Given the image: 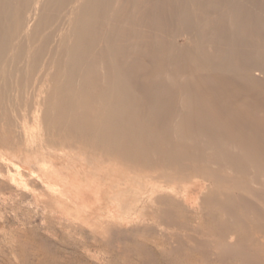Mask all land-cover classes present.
Returning <instances> with one entry per match:
<instances>
[{"label":"bare ground","instance_id":"obj_1","mask_svg":"<svg viewBox=\"0 0 264 264\" xmlns=\"http://www.w3.org/2000/svg\"><path fill=\"white\" fill-rule=\"evenodd\" d=\"M155 1L74 0L60 24L68 27L57 31L64 41L66 31L72 30L69 44L65 42L72 54L65 59L71 58L68 65L73 76L68 74L71 78L62 80L59 70L58 78L64 82L49 87L40 83V87V74L47 68L42 65L44 69H40L35 55L29 62L30 79L19 78L13 84L14 77L12 82L0 77V198L17 197L24 202L29 197L42 223L59 225L62 232L81 241L86 254L96 261L117 255L125 264H138L131 258L133 253L140 264H264V91L248 96L239 87L241 95L231 96L216 91L220 82L215 78L204 79L210 84L199 82L204 69L231 73L240 68L234 40L223 36L220 25L212 24L226 5L218 3L210 9L206 1L188 0L191 10L188 7L176 17L183 25L167 36L163 30L166 20L155 10L158 3L165 6L166 2ZM2 2L0 21L8 18L9 23L0 27V54L12 46L10 38L21 41L36 27L46 25L41 21L39 26L38 16L47 6L44 0H32L29 10L26 4L10 10L11 0ZM172 5L173 1L168 6ZM164 6L160 4L161 11L168 10ZM233 13L229 28H242L241 17ZM160 27L161 31L152 34V28ZM7 33L11 36L6 41L2 38ZM30 40L28 51L34 55L37 46L32 47L33 38ZM156 43L161 45V54L168 51L165 60V54L161 57L164 65L160 63L156 75L161 79H149L145 84L139 83L142 79L122 77L121 58L132 50L135 54L144 50L151 56L156 53ZM259 43V57L247 73L264 84V40ZM49 59L45 62L51 63ZM59 64L54 60L51 70ZM100 69L105 72L99 77ZM22 70L15 69L17 74ZM83 70L86 75L81 77ZM52 71L45 72L46 76ZM78 78L81 81L75 86ZM14 87L24 90L21 95L26 93L24 88H32L33 93L11 95ZM51 88L56 94H50ZM22 236L13 237L22 243Z\"/></svg>","mask_w":264,"mask_h":264},{"label":"rangeland","instance_id":"obj_2","mask_svg":"<svg viewBox=\"0 0 264 264\" xmlns=\"http://www.w3.org/2000/svg\"><path fill=\"white\" fill-rule=\"evenodd\" d=\"M5 1V0H4ZM12 1L13 0H11V4L10 5H12V6H10V10H13V9H19V7H21V6H24L25 4H26V6H27V8H25V9H30L31 8V6H32V4L33 3H31L32 2V0H30V2H29V0L26 2L25 0H15V1H17V4L20 2V1H22V2H20L19 3V6L16 4V2L15 1H13V3H12ZM25 1V2H24ZM56 3H55V2ZM68 1V2H67ZM72 1H74V0H60V1H58V0H44V5L46 6L42 11H41V13H40V15L38 16V21H40V24H39V26H41L42 24H43V22H41V21H45L46 22V25H45V23L41 26V27H44V29L43 28H41V27H39V29H38V27H36V29L38 30V32H37V30H33L32 31V33H31V35L28 37V38H23V39H21V41L22 40H24V41H22V44L20 43L21 41H20V39H18V40H14V39H11L10 38V34L9 33H7V35L8 36H6V37H1L2 39H5L6 41L10 38V40L9 41H11V45L12 46H10V44L8 45L9 47H8V50H7V46H6V49L4 48L3 49V51L1 52V54H0V56H2L3 58L1 59V57H0V61H5V60H8V61H5V63L6 62H12V65L11 64H3V62H1L0 63V65H2V66H0L1 68H0V71L2 72H4V71H6V72H4V74L3 73H1L0 75V77H6L7 78V80L9 81V82H12V81H10L13 77L15 78V75H18L16 78H17V80L15 79L14 80V78H13V84L16 82V81H18V79L20 78V79H22V80H25V79H30L31 78V73H29L30 72V70L31 69H29L30 68V63H31V61H32V58H34V56L35 55H38L37 56V61H39L38 62V64H40V69H44L43 68V66L45 67V68H47L46 70H44V72L42 71V73L40 74V78L44 81V82H42V80H41V82L39 81V86H40V83H44V84H41V85H43L44 87H49V85H52L53 86V84L54 85H56V84H59V82H61L62 80H64L65 78V81L66 80H68V79H70L71 77V74L73 73L72 72V70H71V68L69 67V62H71V58L69 59L68 58V60L67 59H65V57H71V54H72V51H71V49L69 48V47H67V48H65V46H68V45H66V43L67 44H69V42H70V40H71V38H72V30H70V31H66V33L67 32H69V33H67L66 35H65V37L67 36V39L66 38H64V41H60L61 39H59L60 37H57V36H60L59 35V33L57 32V31H59V29L61 28V26L62 27H68L66 24V26L64 25H60V24H62V22L64 21L65 22V19H63V17H65L64 15H66L70 10V6L72 5ZM155 1V0H154ZM157 1L158 2H162V0H156L155 1V4H157ZM164 2H166L165 3V6L164 5H162V3H160L161 4V6H164V7H162V8H165V9H168L167 11L166 10H164V9H162V11H161V7H159L160 6V4L158 3V8H157V6H154L155 8H157V9H155V10H158V13H157V15L158 16H161V18L163 17V18H165V22H164V24H166V27H165V25H162V28L163 27H165V28H163V30H164V32H165V34L168 36V35H171V31H173L174 29L176 30V28L177 29H179L182 25H183V23L182 22H179L178 21V15H180V13L182 12V11H185L188 7H189V10H191L190 8V5L188 4V3H186V2H188V0H172L173 1V3H174V5H172L174 8H172V6H170L171 7V9H173L172 11L171 10H169L170 9V7L168 6V5H170V3L172 4V1L171 2H167V0H163ZM205 1H206V4H208V5H210V9H212V8H215L216 7V4H218L219 3V5H223V7H224V5H226V7L224 8V9H222L221 10V13H220V15L218 14V16H217V18L215 19V20H213V22L214 23H212L213 25L215 24V26L216 25H220L221 27L220 28H222V30H223V32H222V34H223V36L227 39L228 38V40L229 39H233L234 40V42H235V49L238 51V53H239V55H238V63H239V66H240V68H242V69H234V70H232V72L230 73V71H226V73L224 72V71H222V72H218V69L217 70H214V71H212V70H210V69H208L207 71H206V69H204L203 70V73H201L202 75V77H200L199 79H201L199 82H205V83H209V82H206L207 80H204V79H210V81H213V80H215V79H217V80H215V82L217 81V82H220L219 83V85H220V87H216L215 89H216V91L217 92H220L221 94L223 93V94H226L227 93V95H231V96H238V95H241V93H243V95H246V93H247V95L248 96H253L255 93H257V92H259V91H264V84H262V83H259V82H255V81H253V79L251 78V77H249V75H248V70H249V67L251 66V64H252V62H255L256 61V59L259 57L258 55H256V51H257V46H259V40H264V0H203V2L205 3ZM238 1V2H237ZM0 4H3L4 2H2V0H0ZM47 2V3H46ZM62 2V3H61ZM66 2V3H65ZM178 2H180V4L178 3ZM182 2V3H181ZM184 2H185V4H186V7H185V4H184ZM232 2V3H231ZM178 3V4H177ZM15 4V5H14ZM54 4V5H53ZM59 4V5H58ZM212 4V5H211ZM21 5V6H20ZM69 5V6H68ZM154 5V4H153ZM167 5V6H166ZM187 5H189V6H187ZM232 5V6H231ZM247 5V6H246ZM1 7L0 8H2V5H0ZM18 6V7H17ZM42 6V5H41ZM51 6V7H50ZM214 6V7H213ZM244 6V7H243ZM16 7V8H15ZM167 7V8H166ZM257 7V8H256ZM55 8V9H54ZM179 8V9H178ZM183 8V9H182ZM227 8V9H226ZM248 8V9H247ZM49 9V10H48ZM51 9V10H50ZM69 10V11H68ZM164 10V11H163ZM180 10V11H179ZM224 10V11H223ZM60 11V12H59ZM64 11V12H63ZM166 11V12H165ZM230 11V12H229ZM234 12L233 14L236 16V17H241L240 19L242 20V23H243V27L241 28L240 26L239 27H237V28H234V29H236V30H234V29H230L229 28V16H230V13L231 12ZM1 12V11H0ZM51 12V13H50ZM67 12V13H66ZM179 12V13H178ZM224 12V13H223ZM226 12V13H225ZM229 12V13H228ZM249 12V13H248ZM257 12H258V14H257ZM12 13V12H11ZM176 15H175V14ZM24 15L26 14V12H24L23 13ZM44 14V15H43ZM59 14V15H58ZM172 14H173V16H172ZM242 14V15H241ZM254 14H256V15H254ZM48 15V16H47ZM54 15L56 16V17H54ZM68 15V14H67ZM66 15V16H67ZM57 16H59V17H57ZM177 17V18H176ZM220 17H222V18H220ZM47 19V20H46ZM177 19V20H176ZM218 19V20H217ZM8 20V21H7ZM49 20V21H48ZM60 20H61V22H60ZM222 20V21H221ZM244 20V21H243ZM256 20H257V22H256ZM4 22H2V21H0V24L1 23H3L4 25H0V27H3V26H5L6 24H8L9 23V19L7 18L6 20H3ZM50 23H48V22ZM51 21V22H50ZM173 21V22H172ZM64 22H63V24H64ZM47 24L49 25V27H47ZM52 24V25H51ZM53 24H54V26H53ZM60 25V26H59ZM168 26V27H167ZM53 27V28H52ZM46 28V29H45ZM48 28H52L51 29V31H50V33L52 32L53 33V31H54V28H55V30L56 31H54V32H56V34L55 33H51L53 36H54V38H52L53 36H51V34L49 33V29ZM1 29V28H0ZM41 29V30H40ZM67 29V28H66ZM44 30H47V32L46 31H44ZM153 30H158V31H161L162 29H161V27H160V29H155V28H152V31ZM242 30H244V31H242ZM35 31V32H34ZM151 31V30H150ZM156 31H153L152 32V34L153 33H155ZM157 31V32H158ZM40 32V33H39ZM42 32V33H41ZM44 32V33H43ZM167 32H169L168 34H167ZM6 33V32H5ZM5 33H3L4 35H6ZM36 33V34H35ZM39 35H38V34ZM105 34H107L106 36H108V34L109 33H107V32H104ZM231 33H233V34H231ZM42 35V37H40L41 35ZM46 34L51 38H48V36H46ZM50 34V35H49ZM68 34H69V38H68ZM3 35V36H4ZM33 35V36H32ZM45 35V36H44ZM56 35V36H55ZM165 35V36H166ZM253 35V36H252ZM32 36V38H33V43H32V47H36V53L34 52L35 50L34 49H32V53L34 52L35 54L33 55V54H31V49H30V39H32V38H30ZM38 36H39V38H38ZM228 36H230V37H228ZM8 37V38H7ZM46 37H47V39H46ZM170 37V36H169ZM194 37V35L192 36V38ZM36 38L38 39V40H36ZM55 38H56V42H51V41H54L55 40ZM153 38V37H152ZM168 37H166V40L168 41V39H167ZM198 38V37H197ZM41 39V40H40ZM43 39V40H42ZM47 41H46V40ZM50 39V40H49ZM59 39V40H58ZM14 40V41H13ZM30 40V41H29ZM40 40V41H39ZM8 41V42H9ZM18 41V42H17ZM36 43H35V42ZM62 42V43H60V42ZM166 41V42H167ZM192 41V40H191ZM194 41H195V37L193 38V43H194ZM236 41H237V43H236ZM13 42H14V45H13ZM27 42V43H26ZM44 43V47H43V43ZM58 42V43H57ZM66 42V43H65ZM181 42H184V41H181ZM239 42V43H238ZM48 43V44H47ZM52 45H51V44ZM57 43V44H56ZM16 44V45H15ZM17 44L19 45V46H17ZM28 45V47L26 46V45ZM42 44V45H41ZM47 46H46V45ZM59 44H62V45H59ZM157 44V43H156ZM24 45V47H22V46ZM34 45V46H33ZM36 45V46H35ZM38 45H39V47L41 46V47H43V48H41L40 47V49H39V47H38ZM52 47H54V48H52ZM56 45H58V46H56ZM177 44H175L173 47L175 48V47H178L179 48V44L176 46ZM239 47H238V46ZM50 46V47H49ZM167 46V45H166ZM191 45H187V48H189ZM193 46H195V44H193ZM192 46V47H193ZM18 47V48H17ZM56 47L58 48V49H56ZM60 47H62V48H64L63 50H62V48H61V51H60ZM156 47V45L154 46V48ZM161 47V45L159 44H157V47L154 49L155 51H156V53L154 52V50H153V54L152 55H154L153 57H152V55L150 56L148 53H145V51L143 50H141L144 54L142 55V52L139 50H137L136 51V54H135V51L134 50H132V51H129L126 55L127 56H125V57H123V58H121V61L122 62H120L121 63V65H123L122 66V73H121V75H122V77H126V78H128V79H131V80H134V81H140L141 79V81L139 82V83H145L146 84V82L149 80V79H161L160 78V76H158V77H156V75L158 74V72L159 71H161V69L160 68H162L161 67V64H162V66L164 65V62H162V61H164L165 60V57H166V55H168V49L166 50L167 51V53L165 52V53H163V54H165V56L163 55V54H161V49L162 48H160ZM182 47V46H181ZM191 47V48H192ZM243 47V48H242ZM9 48H10V50H9ZM14 48V49H13ZM17 48V50H15ZM22 48V50H23V52H22V50H20ZM30 49V51H28L29 49ZM52 48V49H51ZM186 48V47H185ZM238 48V49H237ZM15 51H13V50ZM19 49V50H18ZM39 49V50H38ZM42 49H43V51H42ZM25 50V51H24ZM49 50H51V51H49ZM57 51V53L58 54H54L55 53V51ZM169 50H170V48H169ZM8 51H10L9 52V54L7 55V53H8ZM13 51V52H12ZM28 51V52H27ZM37 51H38V54H37ZM46 51V52H45ZM60 51V52H59ZM66 52L65 54H64V52ZM4 52H6V54L4 53ZM17 52H19L18 54H19V57H21V58H19V57H17ZM28 54H26V53ZM42 52H44V53H42ZM70 52V53H69ZM2 53H4L3 55H2ZM12 55H11V54ZM16 54V57L14 56L15 54ZM20 53H25V54H20ZM41 55H40V54ZM53 53V54H52ZM60 53H61V55H60ZM64 55H63V54ZM70 55H69V54ZM170 53V52H169ZM176 53L178 54V52L176 51ZM45 54V55H44ZM67 54L69 55V56H67ZM145 54H146V56H145ZM148 54V55H147ZM241 54V55H240ZM13 56L11 59H10V57L11 56ZM26 55V56H25ZM31 55V56H30ZM56 57H55V56ZM57 55H59L58 57H57ZM249 55V56H248ZM6 56V57H5ZM8 56V57H7ZM23 56H24V58L27 60H24V58H23ZM39 56H41L40 58H42V59H40L39 58ZM49 56V57H48ZM64 58H63V57ZM129 56V57H128ZM133 56V57H132ZM162 56H164V57H162ZM30 57V58H29ZM54 57V58H53ZM127 57V58H126ZM161 57L162 58H164V60L163 59H161ZM6 58V59H5ZM17 58H19V59H17ZM23 58V59H22ZM48 58V59H47ZM49 58H51V63L52 62H54V60L57 62H60V64H59V66L58 67H60L59 69H57V68H54V70H56V72H54V70L52 71L51 70V63L50 62H45V59H46V61H50V59ZM57 58H59V60L57 59ZM160 59V60H158V59ZM255 58V59H254ZM261 58L263 59V57L261 56ZM20 59H21V61L22 62H30L29 64L28 63H26V64H24V63H22L21 61H20ZM61 59H64V61L65 62H63V60H61ZM16 60H19V62L17 63V61ZM53 60V61H52ZM128 60V61H127ZM136 60V61H135ZM138 60H139V62H138ZM249 60V61H248ZM13 61H15V62H13ZM61 61H62V63H61ZM68 61V62H67ZM248 61V62H247ZM135 62V63H134ZM138 62V63H137ZM143 62V63H142ZM155 62V63H154ZM42 63V64H41ZM48 63V64H47ZM50 63V64H49ZM67 65H66V64ZM161 63V64H160ZM17 64H21V65H24L25 66V69L24 70H22L23 68L21 67V65H17ZM65 64V67L63 66ZM71 64V63H70ZM126 64L128 65V66H126ZM131 64V65H130ZM139 64V65H138ZM143 64V65H142ZM146 64L148 65L146 68H148V69H146L145 68V66H146ZM6 65H8V66H6ZM15 65V69H17V66H18V68L19 69H21L22 70V72L20 73V74H23L24 73V75H20L19 73L17 74V72L15 71V69L12 67V66H14ZM43 65V66H42ZM62 65V66H61ZM9 66H10V68H9ZM26 66H27V70H26ZM49 66V67H48ZM132 66V67H131ZM141 66V67H140ZM143 66H144V68H143ZM249 66V67H248ZM6 67H8L7 69H6ZM11 67H12V69L14 70L13 72L15 73H12V70H10L11 69ZM64 69H62V68ZM67 67V68H66ZM158 67V68H157ZM129 68V69H128ZM143 68V69H142ZM151 68V69H150ZM155 68V69H154ZM28 69H29V71H28ZM50 69V71H52V73L50 74V75H55V74H57V75H55V77L53 76V78H55V79H57L58 77H61V75L63 76V77H61V79L62 80H60V78H58L57 80L58 81H55V79H53V78H51V76L49 75H47L46 76V73L45 72H48V70ZM68 69H70V70H68ZM125 69V70H124ZM132 69V71H130ZM145 69H146V71H145ZM158 69H160V70H158ZM245 69V70H244ZM11 72V74H9L10 72ZM61 71V72H59L61 75H59L58 74V71ZM65 70H67L66 72H65ZM26 71V72H25ZM28 71V72H27ZM69 71V72H68ZM85 70H83V72L81 71L80 73H82V74H80L81 75V77H83L84 75H86V71L84 72ZM100 72H98V75H99V77L100 76H103L104 75V72L105 71H101V69L99 70ZM127 71V72H126ZM150 71V72H149ZM242 71H243V73H242ZM246 71V72H245ZM8 72V73H7ZM63 72H64V75H63ZM101 72H102V74H101ZM124 72V73H123ZM132 72V73H131ZM207 72H210V73H207ZM212 72H214V73H212ZM218 72V73H217ZM225 73V74H222V73ZM239 72V73H238ZM241 72V73H240ZM5 73H7V74H9L8 76H6L7 74H5ZM26 73V74H25ZM28 73V74H27ZM77 73V72H76ZM205 73V74H204ZM230 73V74H229ZM30 74V78H28V75ZM70 76H69V75ZM127 76H126V75ZM130 74H131V76H130ZM203 74L204 75H207V76H203ZM241 76H240V75ZM242 74H245V75H243L242 76ZM12 75V76H11ZM14 75V76H13ZM78 75V74H77ZM139 75V76H138ZM146 76V78H145V76ZM217 75H219V76H217ZM221 75V76H220ZM11 76V77H10ZM26 76H27V78H26ZM72 76H73V74H72ZM223 76V77H222ZM225 76V77H224ZM227 76V77H226ZM43 77V78H42ZM65 77V78H64ZM70 77V78H69ZM144 77V78H143ZM154 77V78H153ZM209 77V78H208ZM231 77H233V78H231ZM247 77L248 78H250L249 80L247 79ZM102 78V77H101ZM101 78H99V80L101 79ZM215 78V79H214ZM227 78H229V79H227ZM238 78H239V80H238ZM240 78H243V80L242 79H240ZM45 79V80H44ZM223 79V80H222ZM244 79H245V81H244ZM247 79V80H246ZM48 80H50V81H48ZM53 82H52V81ZM103 80V79H102ZM101 80V83L103 84V82L104 81H102ZM226 80H228V81H226ZM15 81V82H14ZM46 81V82H45ZM81 80H80V78H78L75 82L77 83V85L75 84V86H78V84H79V82H80ZM209 81V80H208ZM223 81H224V83H223ZM229 81H230V83H229ZM233 81H236L235 83H233V84H231ZM239 81V82H238ZM243 81V82H242ZM250 81H252V82H250ZM62 82H64V81H62ZM100 82V81H99ZM98 82V83H99ZM244 82H245V84H244ZM100 83V84H101ZM227 83V84H226ZM264 83V82H263ZM49 84V85H48ZM199 84V83H198ZM210 84V83H209ZM226 84V85H225ZM229 84V85H228ZM230 84H231V86H233V87H231L230 86ZM242 86H241V85ZM253 84H255V85H253ZM260 84V85H259ZM200 85V84H199ZM224 85V87H222V86ZM227 85L229 86L228 88H227ZM245 85V86H244ZM253 85V86H252ZM40 87H42V86H40ZM201 87V86H200ZM237 87V88H236ZM244 88L243 89V91L241 92V91H239V93H238V88ZM248 87H250L251 88V90H253V91H249V89H248ZM257 87V88H256ZM222 88V89H221ZM252 88H254V89H252ZM25 89V91H26V93L24 92V94L25 95H27V96H29V95H31V94H29V92H31V93H33V91H32V88H31V90H30V88H24ZM52 89V88H51ZM50 89V90H51ZM215 89H212V90H214L215 91ZM224 89H226V90H224ZM30 90V91H29ZM54 90V88L50 91V94H52V93H55L56 94V92H54L53 91ZM241 90V89H240ZM255 90H258V91H255ZM14 91L16 92V93H14ZM14 91L12 90L10 93H12L11 95H15V94H19L20 96H23V95H21L22 94V92L24 91V90H22V88H21V91L22 92H20L19 91V89L18 90H16V88L14 87ZM28 91V92H27ZM223 91H225V93L223 92ZM229 91V92H228ZM230 91H233V92H230ZM247 91V92H246ZM255 91V92H254ZM18 92V93H17ZM241 92V93H240ZM249 92V93H248ZM232 93V94H231ZM236 93H238L237 95H236ZM254 93V94H253ZM253 94V95H252ZM24 95V97H26ZM16 96V95H15ZM14 97V96H13ZM0 177H2V175L0 176ZM2 197V196H1ZM31 200V201H30ZM2 201H4L3 199H1L0 198V214H2V215H4V216H2V215H0V231L3 229V231H7L8 233L6 234V232H0V250H1V252H0V264H21V263H25V264H42L43 263V261H44V263L43 264H125L124 263V261L122 260V258H120L119 256H114V257H112L111 259H105V260H99V261H96V260H94V259H92L89 255H87L86 254V249L83 247V243L81 242V241H75L72 237H70L67 233H64V232H62L61 230H60V228H59V225H57L56 223H54V222H51V223H42V220H41V218H39L40 216H35L36 215V213H35V208L34 207H32L34 204L32 203V199H29V197H27V198H25L23 201L24 202H22L19 198H15L14 200L13 199H8L7 201H4V202H2ZM17 201V202H16ZM28 201V202H27ZM30 202V203H29ZM13 203H15V204H13ZM22 203V204H21ZM25 203V204H24ZM31 203H32V205H31ZM28 204L30 205L29 207L32 209H30L29 207H28ZM23 206V207H22ZM25 206V207H24ZM27 206V207H26ZM12 209H14L13 211H12ZM30 209V210H29ZM6 210V211H5ZM29 210V211H28ZM9 211V212H8ZM6 212V213H5ZM4 213V214H3ZM13 213V214H12ZM27 213H29L30 215H28ZM33 214V215H32ZM11 215V216H10ZM25 216V217H24ZM31 216V217H30ZM4 217V218H3ZM34 217H36V218H34ZM3 218V219H2ZM10 218V219H9ZM6 219V220H5ZM26 219V220H25ZM3 222H2V221ZM32 220H34V221H32ZM5 221V222H4ZM8 221V222H7ZM30 221V222H29ZM53 224V225H52ZM52 225V226H51ZM49 226V227H48ZM26 227V228H25ZM57 228V229H56ZM15 230V231H14ZM35 230V231H34ZM53 230V231H52ZM11 231V232H10ZM14 231V232H13ZM24 233H23V232ZM28 231V232H27ZM17 233H21L23 236H22V243H20V240H18V242L20 243V245H19V243L17 242V241H15L16 239H14L15 237H13V236H15V235H17ZM12 236H11V235ZM60 236H59V235ZM65 234V235H64ZM6 235H7V237H6ZM26 237V238H25ZM29 237V238H28ZM45 237V238H44ZM6 238V239H5ZM28 238V239H27ZM8 239V240H7ZM14 241H13V240ZM26 239V240H25ZM34 239V240H33ZM41 239H43V240H41ZM2 240H6L5 242L7 243L6 245H5V242L4 241H2ZM12 240V241H11ZM51 240V241H50ZM45 241V242H44ZM65 241V242H64ZM18 244H17V243ZM52 242V243H51ZM24 243H26V244H24ZM32 243V244H31ZM23 244V245H22ZM43 244V245H42ZM8 245V246H7ZM10 245H12V246H10ZM15 245H17V246H15ZM25 245V246H24ZM33 245V246H32ZM41 245V246H40ZM53 245V246H52ZM20 246V247H19ZM29 246H30V248H29ZM73 246V247H72ZM14 247H16V249L14 248ZM24 249H23V248ZM49 247V248H48ZM52 247V248H51ZM2 249H4V250H2ZM23 249V250H22ZM31 249V250H30ZM33 249V250H32ZM51 250V251H50ZM73 250V251H72ZM39 251V252H38ZM47 253H46V252ZM51 253H50V252ZM76 251H77V253H76ZM30 252V253H29ZM65 252V253H64ZM81 254H79V253ZM5 253V254H4ZM39 253V254H38ZM41 253V254H40ZM45 253H46V255H45ZM14 254V255H13ZM66 254H67V256H66ZM78 254V255H77ZM38 255H41V257L39 256L38 257ZM69 255H70V257H69ZM72 255H73V257H72ZM87 255V256H86ZM3 256V257H2ZM15 256V257H14ZM20 256V257H19ZM77 256H78V258H77ZM44 257V258H43ZM24 258H25V260H24ZM73 258V259H72ZM131 258L134 260V261H136L138 264H140L139 263V258H138V256H137V254H133L132 253V255H131ZM16 259L17 260H19L18 262L16 261ZM62 259V261L60 262L59 260H61ZM65 259V260H64ZM69 259H70V261H69ZM78 260L77 262H75V260ZM88 259V260H87ZM22 260V261H21ZM29 260H30V262H29ZM33 260V261H32ZM41 260V261H40ZM43 260V261H42ZM63 260L65 261V262H63ZM83 260V261H82ZM87 260V261H86ZM109 260H111V261H109ZM162 262H164L162 259H160ZM13 261H15V262H13ZM21 261V262H20ZM23 261H26V262H23ZM36 261V262H35ZM49 261H52V262H49ZM89 261V262H88ZM119 261H120V263H119ZM47 262V263H46ZM81 262V263H80Z\"/></svg>","mask_w":264,"mask_h":264}]
</instances>
